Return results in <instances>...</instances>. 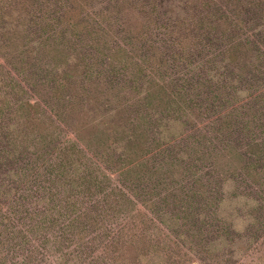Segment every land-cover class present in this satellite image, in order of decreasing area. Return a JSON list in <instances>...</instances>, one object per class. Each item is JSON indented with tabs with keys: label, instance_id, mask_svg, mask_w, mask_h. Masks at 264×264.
I'll return each instance as SVG.
<instances>
[{
	"label": "rangeland",
	"instance_id": "rangeland-1",
	"mask_svg": "<svg viewBox=\"0 0 264 264\" xmlns=\"http://www.w3.org/2000/svg\"><path fill=\"white\" fill-rule=\"evenodd\" d=\"M0 264H264V0H0Z\"/></svg>",
	"mask_w": 264,
	"mask_h": 264
}]
</instances>
